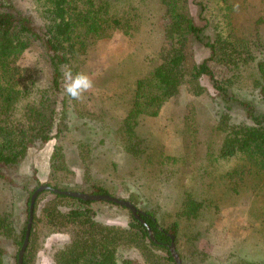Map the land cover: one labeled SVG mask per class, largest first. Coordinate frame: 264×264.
<instances>
[{"label": "trees", "instance_id": "obj_1", "mask_svg": "<svg viewBox=\"0 0 264 264\" xmlns=\"http://www.w3.org/2000/svg\"><path fill=\"white\" fill-rule=\"evenodd\" d=\"M159 1L166 23L160 31L163 42L157 62L132 83L117 86L106 98L123 111L114 131L118 143L145 167L153 166L147 171L151 177L169 180L174 170L164 161H158L157 168L154 160L160 140L153 120L182 87L201 96L209 91L203 81L212 82L215 128L223 140L211 168L206 169L207 192L188 190L183 195L177 216L188 221L219 208L225 197L255 193L249 191L256 188L252 183L264 194V0H194V12L189 0ZM35 2L39 21L13 0H0V180L9 186L13 199L9 208L0 209V264H19L31 196L41 185L34 167L29 178L17 179L29 149H41L63 132L82 128H73L69 120L68 98L62 95V70L81 72L100 41L117 31L133 38L146 30L150 20L148 11L135 0ZM35 44L45 59V76L37 67L22 63L24 54ZM198 51H204L201 60L191 61ZM213 65L225 67L228 75L218 77ZM251 66L255 69L252 93H237L242 68ZM79 117L87 116L83 113ZM182 123L188 161L190 152L194 155L201 143L195 111L186 114ZM77 146L83 160L93 163L88 157L92 142L79 137ZM63 150L64 146H57L52 154L53 171L68 168ZM220 166L225 169L219 174L216 169ZM217 184L229 189L220 193ZM87 186L78 185L75 190L115 196L100 183L88 181ZM126 200L140 209L146 224L130 209L113 202L102 201L128 213L126 226L110 222L96 207L100 202L44 190L35 202L24 264H37L45 241L55 234H65L67 239L51 248L52 264H177L169 244L171 235L176 242L181 223L166 224L134 197ZM127 250L139 256L121 257Z\"/></svg>", "mask_w": 264, "mask_h": 264}, {"label": "rangeland", "instance_id": "obj_2", "mask_svg": "<svg viewBox=\"0 0 264 264\" xmlns=\"http://www.w3.org/2000/svg\"><path fill=\"white\" fill-rule=\"evenodd\" d=\"M13 1L40 20L35 0ZM135 3L148 11L150 20L148 25L145 24L146 30L133 38L117 31L111 38L100 41L81 70L92 77L93 89L80 101L72 100L66 95L72 127L81 125L82 128L63 132L41 149H29L20 165L17 179L29 178L33 175L34 167L41 184H58L75 190L78 185L87 188L89 181L104 185L117 197H134L142 208L154 210L166 224L175 220L181 223L175 243L185 264H264V194L257 184L252 183L256 188L249 190L255 193L225 197L219 208L208 209L195 219L187 221L177 216L186 191L207 192L206 169L209 166L211 168L223 140V135L215 128L212 82L207 79L203 81L209 91L201 96H194L186 87H182L181 92L167 101L153 120L154 133L160 140L154 160L157 168L160 167L159 162L164 161L169 166L168 169L174 170L169 180L151 177L147 171L153 166L145 167L141 160L133 157L118 143L114 131L123 118V111L108 101L106 95L117 86L132 83L157 62L158 50L163 42L160 31L166 23L159 0H135ZM189 4L194 12V0H189ZM148 29L153 30L146 32ZM203 52H196V59L191 61H200ZM22 59L23 64L37 67L43 76L46 75L45 59L38 45H33ZM213 69L218 77L228 75V69L223 66L213 65ZM241 73L242 85L236 88V92L250 95L255 69L252 66L244 67ZM62 95H65L64 92ZM192 110L197 116L201 143L194 155L190 152L187 161L185 156L188 149L181 134L184 127L182 121ZM83 113L88 118L79 117ZM88 128L91 130L88 131ZM79 137L92 142V150L88 156L91 160L94 159L91 164L83 160L79 148L77 149ZM104 137V142L98 144ZM57 146H64L68 168L53 171L51 157ZM87 167L90 172H87ZM224 169V166H220L216 172L220 174ZM181 177L184 178L183 181H179ZM217 187L221 189L220 193L229 189L225 184H217ZM12 201L9 186L0 180V209L4 206L9 208ZM97 202L100 204H96V207L110 222L127 225L129 215L123 208ZM66 239L65 234H55L47 239L39 252L37 264H52L51 248ZM128 255L139 256L135 251L127 250L122 252L121 257Z\"/></svg>", "mask_w": 264, "mask_h": 264}, {"label": "water", "instance_id": "obj_3", "mask_svg": "<svg viewBox=\"0 0 264 264\" xmlns=\"http://www.w3.org/2000/svg\"><path fill=\"white\" fill-rule=\"evenodd\" d=\"M44 190H51L59 194H64L67 196H72L76 198H80L83 200L87 201H109L113 202L122 206L127 207L130 209V211L133 213V215L142 221V223L146 224V221L140 216V209L131 201L126 200L124 198H120L111 194L107 193H102V194H94V193H88V192H83V191H78V190H71V189H59L56 187H53L48 184H41L32 194L31 196V201H30V212H29V219H28V224H27V229H26V234H25V239L24 243L20 249L19 252V264H24V253L26 251V248L28 246L29 240H30V234L31 230L33 227V222H34V208H35V202L41 192ZM148 231L150 234V237L155 240V235L153 230L149 225H147ZM170 251L176 261L177 264H183L182 259L176 249V243H175V236L171 235V243L169 244Z\"/></svg>", "mask_w": 264, "mask_h": 264}, {"label": "clouds", "instance_id": "obj_4", "mask_svg": "<svg viewBox=\"0 0 264 264\" xmlns=\"http://www.w3.org/2000/svg\"><path fill=\"white\" fill-rule=\"evenodd\" d=\"M63 92L70 99L80 101L94 87L92 77L86 72L74 73L70 68L62 70Z\"/></svg>", "mask_w": 264, "mask_h": 264}]
</instances>
